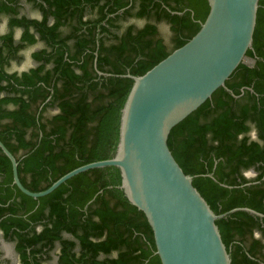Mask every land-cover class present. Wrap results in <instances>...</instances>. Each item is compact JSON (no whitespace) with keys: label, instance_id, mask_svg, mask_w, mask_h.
Here are the masks:
<instances>
[{"label":"trees","instance_id":"1","mask_svg":"<svg viewBox=\"0 0 264 264\" xmlns=\"http://www.w3.org/2000/svg\"><path fill=\"white\" fill-rule=\"evenodd\" d=\"M23 3L40 16L20 14ZM209 9L207 0H0V140L15 155L23 185L43 191L107 159L133 81L124 75L144 74L187 43ZM38 43L43 47L30 56L39 64L12 70ZM246 57L256 63L244 60L227 80L229 90L218 88L168 141L217 214L237 207L264 213V0ZM252 169L256 175L248 177ZM217 224L232 264H264V218L236 211ZM0 228L16 241L22 264H42L37 255L56 245L59 264H162L148 220L110 166L33 198L13 183L0 147Z\"/></svg>","mask_w":264,"mask_h":264},{"label":"water","instance_id":"2","mask_svg":"<svg viewBox=\"0 0 264 264\" xmlns=\"http://www.w3.org/2000/svg\"><path fill=\"white\" fill-rule=\"evenodd\" d=\"M207 2L209 13L187 43L144 74L124 75L133 81L120 103L107 159L80 166L34 192L21 182L18 161L0 140L12 163L13 183L33 198L79 173L110 166L120 191L148 220L162 264H232L217 220L236 211L264 218L249 207L214 212L169 147L173 128L218 88L229 90L227 80L253 48L260 0Z\"/></svg>","mask_w":264,"mask_h":264},{"label":"flooded vegetation","instance_id":"3","mask_svg":"<svg viewBox=\"0 0 264 264\" xmlns=\"http://www.w3.org/2000/svg\"><path fill=\"white\" fill-rule=\"evenodd\" d=\"M23 4L26 5L25 3H23ZM19 5H22V1L19 2ZM26 6H29V5H26ZM26 10H27V7L25 10H22L20 12V14H26L28 17H37V16H40V14H41L40 12H37L38 14L36 16H31V15L26 13L27 12ZM0 28H1V30H3L4 23H2L0 25ZM42 47H43V45L40 48H42ZM40 48L31 50L30 53H32V51L38 50ZM22 52H24V50ZM22 52H21V55L24 56ZM31 59L33 61V64H35L34 66L39 64L33 58H31ZM245 62H247L248 64H255L256 63V61L254 59H251L248 57H246ZM12 66H13V63H12ZM12 66H11V68H12ZM26 70H28V69H26ZM18 71H20V70H18ZM22 71H24V70H22ZM252 137H255V132L252 133ZM39 229H40V226L37 227V230H39ZM16 245H17L16 241L13 239L11 240V239L6 238L4 236L3 230L0 228V264H22L21 263L22 262L21 256H20V253L18 252V250L16 248ZM36 258H37L38 262H40L42 264H59V260H60L59 245H56V247L51 249L49 252H44V253L38 254Z\"/></svg>","mask_w":264,"mask_h":264},{"label":"rangeland","instance_id":"4","mask_svg":"<svg viewBox=\"0 0 264 264\" xmlns=\"http://www.w3.org/2000/svg\"><path fill=\"white\" fill-rule=\"evenodd\" d=\"M26 11H27L26 13L31 15V16L37 15V12L35 10H32L29 6H27ZM139 23H143V22L139 21ZM160 27H161V31H162L163 35L169 40V37L171 34L170 30H169V26L165 23H162ZM41 46H42V44L38 43V44H35V46H33L32 48L22 52L24 55V58H22V60L15 61L13 63V66L11 69L22 71V70L29 69L31 66H34L35 64H33V61H32L31 56H30V54H31L30 52H31V50L40 48ZM254 175H256V171L248 174L249 177H254Z\"/></svg>","mask_w":264,"mask_h":264}]
</instances>
